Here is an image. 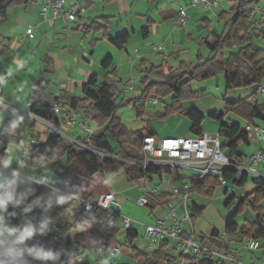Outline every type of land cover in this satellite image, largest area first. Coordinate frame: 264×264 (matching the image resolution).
I'll return each instance as SVG.
<instances>
[{"label":"trees","instance_id":"16d2710c","mask_svg":"<svg viewBox=\"0 0 264 264\" xmlns=\"http://www.w3.org/2000/svg\"><path fill=\"white\" fill-rule=\"evenodd\" d=\"M28 0H0V21L6 19L7 10L11 6L27 3ZM256 0H253L255 2ZM234 4L228 11L232 14L231 19L225 25L221 35L215 33L214 40L204 41L209 49V56L202 62L187 68L178 65L177 68L170 67L167 73L161 68L146 70V76L142 80L143 87L141 94L134 102V108L138 116L145 113L144 104L149 98L153 87L157 86V94L164 97L169 93L172 98L169 104L165 105L170 112L178 110L186 114L190 120L189 133L193 135L203 134L201 124L204 115L196 107L184 108L181 101L189 96H198L199 91L191 89L192 80H203L223 73L226 90L236 88L254 89L264 79V50L254 43V29L251 26L252 10L244 0H233ZM260 34L264 36V28ZM128 39V33L122 32L116 36H109V40L116 46H122ZM230 50L227 58L218 60L217 54L224 50ZM111 62L108 56L103 61L106 68ZM156 76L158 80H149L148 76ZM186 77L185 80L182 78ZM46 81L35 85L34 90L28 97L29 112L47 121L58 123L57 116L53 113V103L68 105L76 110L91 101L87 112H90L91 120L96 128L89 137L81 136L79 139L86 141L97 150L110 154H119L123 158H141V141L146 133L156 135L154 129L146 127L138 130L128 129L116 115L120 101L117 100V88L106 74L102 80L95 74L88 77L82 84L81 92L83 98H76L64 95V102L59 97H54L51 102L45 101L39 95L38 90H43ZM247 97L236 100H225V111L211 110L207 116L220 122L218 134L223 138L221 150H226L232 162L245 157L237 151L241 143H248L245 128L237 123H225L224 117L229 110L248 123L254 121L264 122V100L262 102L249 103ZM32 123L27 113H18L16 116L6 118L0 124V152H5L9 135L18 132L22 127ZM110 139L114 140L118 147L115 150ZM230 148V149H228ZM79 150V152L76 151ZM129 150L134 151L132 154ZM30 156L22 164L28 168V174L22 175V167L13 168L0 181V264H67L80 255V249L75 242L68 239V234L73 227L66 217V211L70 207L72 195L81 197H93L98 189V183L93 177L109 168L114 172L119 169L127 174L128 178L135 181L151 180L154 175L161 176L163 172L173 174L180 178L182 174L177 168L159 165H147L143 167L138 163L127 164L114 158H102L96 153L82 149L67 141L64 137L51 132L45 141L33 144L30 148ZM136 151V152H135ZM66 160L65 165L62 160ZM57 162L52 170L56 174L55 180L36 173L42 163ZM80 171H78V169ZM19 172V173H16ZM224 176L231 179L237 187H243V197L237 198L233 193L227 195L224 206L232 208L224 222V231L236 233L244 238H253L260 242V248L264 249V210L261 202L264 201V179L249 177L246 174L236 171L224 172ZM220 186L217 176L205 175L199 181H193L190 189L198 190L205 194H211L212 190ZM47 194H51L50 200ZM227 194V190H225ZM245 207L256 213L257 219L246 221L239 226L235 220ZM203 212V206L192 202L190 207V221ZM76 227H87V231L94 246L98 250L108 247V239H115L116 233L122 230L118 225V215L109 219L105 212L94 207L85 210L80 207L76 215ZM75 227V226H74ZM13 233L16 236V243L8 246L5 236ZM127 238L137 237L134 229L125 230ZM81 233L76 235L78 241ZM193 234L184 232L187 237ZM219 231L213 229L210 237L218 236ZM170 241L163 239L159 247L149 254L131 247L129 256L133 259H142V264H164V261H174L178 256L165 253L164 248ZM250 252V251H249ZM226 261H215L211 258H203L197 263L191 259L187 264H227ZM89 264V263H82ZM111 264V263H108ZM129 264V263H128ZM131 264V263H130Z\"/></svg>","mask_w":264,"mask_h":264},{"label":"crops","instance_id":"0c3cea01","mask_svg":"<svg viewBox=\"0 0 264 264\" xmlns=\"http://www.w3.org/2000/svg\"><path fill=\"white\" fill-rule=\"evenodd\" d=\"M73 1L68 0V5ZM80 1L85 6V11L81 14L78 25L74 22L66 23L61 18L56 19L53 23H49L40 15L39 6L35 3L36 0H28L25 4L9 7L6 19L0 21V99L4 100L2 102V109L0 110V124L6 118L16 116L18 113H27L32 120L31 124L22 127L18 132L10 134L9 137L22 134L26 138L34 137L43 142L50 134L46 124L41 120L42 118L29 112L28 97L39 82L43 83V81H46L43 90L36 89L42 99L51 102L54 97H59L60 101L64 102L65 94L82 99L84 96L81 92V86L92 74L97 75L101 80L107 74L110 81L117 88L118 97L121 88L122 90L125 89L121 84L128 81L124 79V76L134 72L139 77L138 81L134 77L131 78L134 80L132 88L127 90L137 88L139 91L137 97H139L143 87L142 80L146 76V70L159 67L164 73H167L170 67L177 68L180 63L182 66L190 68L194 64L202 62L210 54L204 41L211 42L214 40L215 33L221 35L224 32L225 25H227L232 16L228 11L234 4L233 0H230L231 4L227 10L217 11L218 7L205 9L201 5L192 6L190 5V0ZM244 1L249 3L246 7L251 10L254 7H264V0H256L255 2L253 0ZM181 4L186 7L188 15L183 26L179 23L177 16V7ZM167 6L171 9L172 13L164 11ZM254 18L256 19L255 21H253ZM251 21L250 28L254 29V33L259 35L261 29L264 28V17L261 13H252ZM32 24H37L38 28L34 33V37L30 39L27 36V31L28 26ZM122 32L128 33V39L122 46H116L109 40V36H116ZM190 45L198 52L196 61L193 62L191 59L179 60L182 57V52L190 51ZM159 46H163V49H158ZM108 50L112 54L120 52L118 60L122 65L128 67L126 71L122 72L119 70V63L114 56L106 55L104 51ZM229 52L230 50L228 49L222 53L219 52L217 59L222 60L227 58ZM108 56L111 58V62L105 68L103 61ZM96 63H100L101 66L99 73H94L91 70V67ZM34 69H37V71ZM57 72L59 73L60 82L58 83L59 79H56L54 82L58 86L55 90H52L50 89L52 80L50 76L46 75L50 74L54 76L53 74ZM36 73L38 74V78H35ZM39 73L42 77L39 76ZM148 79L158 80L156 76L152 75L148 76ZM182 79L185 80L186 77ZM77 90L78 92L75 93ZM124 92H126V89ZM249 92L250 89L246 93L247 96ZM168 96L172 98L173 95L169 93ZM159 97L157 86L153 87L149 98L144 104V108L147 102L150 103L149 99ZM164 97L160 98L164 99ZM242 97H237L236 99ZM128 98L124 99L126 103L134 105L136 98H132L131 96ZM223 98V102H225L227 100L226 96ZM263 100L264 95L248 98L249 103L262 102ZM55 104L61 105V103H53V105ZM90 104L91 101H86L85 105L77 110L78 117L91 119V116H89L90 112H87V107ZM150 104L155 103L151 102ZM181 105L183 106L182 102ZM183 107L187 108L190 106ZM229 112L232 113L231 111ZM232 114L234 116L229 121H223L227 124L237 122L244 128L247 124H250L236 114ZM256 122L261 123L259 121H254L253 123ZM95 128L96 126L93 129ZM64 129L69 130V132L65 131L64 133L71 138L83 136L77 134L72 128L64 127L63 131ZM219 137L222 143L223 139L221 136ZM252 141L256 145L259 144L257 140L248 139V143H241L237 147V151L243 154V156L251 155L257 148H253L250 152H247L244 145L248 147L254 146ZM30 148L31 145L27 140L22 143L9 141L5 152H0V175H5L6 172L11 171L13 168L19 169L22 167V163L29 159ZM223 152L226 155L229 153L226 150H223ZM178 170L182 174L180 178H175L173 174L167 172H163L159 176V180L156 183L160 184L162 193L151 199V203L148 205L151 211L156 207L168 206V203L173 205V201H178L177 205H179L178 196L184 190L185 185L192 187L193 181H198L193 171L184 172V169ZM21 173L27 175L28 168L23 166ZM162 177H164V180ZM229 186L231 189L235 187L234 184L228 185V181L226 185L222 186L224 187L223 197L225 199L231 193L235 196L238 195L233 190L228 193ZM98 190H100L99 186ZM225 190H227V194H225ZM192 202L188 203L189 207H191ZM261 205L264 210V201L261 202ZM252 213L253 216H251L249 221L257 219L256 213L253 211ZM247 219L244 218L240 223L236 222L241 226ZM136 224H139V222H135L132 225V229L138 235ZM185 228L189 230L187 226ZM221 233L219 232L218 236H213L212 247L220 250L236 251L245 264H264V249L260 248V250L248 252L243 247V243L247 238L236 233L227 232L224 235ZM115 238L117 237L115 236ZM171 242L174 244L173 250H175L176 245L173 241ZM147 244L143 239L136 246V249L145 254H149L155 248L157 249L154 246L148 250ZM130 252L131 249L128 247V256ZM132 260L138 261L139 259L131 258Z\"/></svg>","mask_w":264,"mask_h":264},{"label":"built area","instance_id":"2783aa9c","mask_svg":"<svg viewBox=\"0 0 264 264\" xmlns=\"http://www.w3.org/2000/svg\"><path fill=\"white\" fill-rule=\"evenodd\" d=\"M39 6V12L42 18L49 23H53L56 19L61 18L66 23L74 22L76 25L80 23L81 14L85 11V6L80 0H74L68 5V0H36ZM190 5H201L205 9H212L220 5L219 0H190ZM263 7L252 8V13L263 14ZM177 16L179 23L183 26L187 20L186 7L179 5L177 7ZM37 24L28 26L27 36L32 39L37 30ZM158 49H163L159 46ZM132 84H129L125 89H131ZM251 97L253 95H264V84H259L257 87L249 92ZM152 103H157L159 98L149 99ZM53 113L57 116L58 123L50 122L41 119L47 127L49 133L53 132L58 134L69 142L75 144L79 148L87 149L99 155L102 158L110 157L129 164L138 163L143 167L147 165L169 166L177 169H188L195 173L196 180H200L205 175H213L218 177L220 185L224 186L227 183V178L224 172L236 171L243 173L257 179H264L262 171V164H264V152L256 150L248 157H243L236 162H232L231 158L221 150V141L219 134L203 133L201 135H185V136H158L146 133L142 137L141 151L142 157L123 158L115 154L106 153L101 150L92 148L89 144V138L83 141L79 138H71L63 131L64 127L71 128L72 126L79 125L81 129L89 137L90 133L94 130L88 124L89 118L78 119V111L68 105H53ZM245 131L249 140H264V127L261 123H250L245 126ZM66 139V140H67ZM33 144L39 143V139L30 137L26 138L22 134H17L9 137L10 142L22 143L23 141ZM121 169L117 170L120 171ZM116 171V172H117ZM19 173V172H16ZM20 174V173H19ZM23 175V174H22ZM136 186L140 191V196L137 199V204L140 206H148L151 199L162 193L160 184L151 182V180L138 181ZM190 185H185L184 190L178 196L179 202L184 208L183 215L177 213L176 206L168 203V212L166 218H156L154 223L146 224L144 228L143 238L147 239V249L161 241L168 239L173 241L176 248L179 249L178 259L174 261H166L164 264H187L191 259L196 263L203 258H211L217 262L226 261L232 264H245L234 250H220L212 246L204 244L196 239L192 234L187 237L183 235L184 232H190L184 226L185 223L190 221L189 211V195ZM72 205L76 204L77 212L80 207L85 210H91L94 207L102 209L109 219L118 215L121 218V228L125 231L132 229V225L137 222L120 212V205L116 200V194L112 190H105L95 194L93 197H81L72 195ZM70 205V206H72ZM74 210V208H72ZM75 211V210H74ZM76 212V211H75ZM223 235V234H222ZM243 247L246 251H254L259 249L260 241L247 238ZM121 247H113L112 253L120 252ZM253 264V263H246Z\"/></svg>","mask_w":264,"mask_h":264},{"label":"rangeland","instance_id":"374dc122","mask_svg":"<svg viewBox=\"0 0 264 264\" xmlns=\"http://www.w3.org/2000/svg\"><path fill=\"white\" fill-rule=\"evenodd\" d=\"M220 5L218 6L217 11H223L227 10L231 4L230 0H219ZM264 9V7H263ZM164 11L172 13L171 9L167 6ZM264 17V12L262 14ZM256 19L254 18L253 21ZM260 21V20H258ZM256 30V29H255ZM254 33V31H253ZM254 43L262 48L264 50V36L259 33V35L254 33ZM187 46V45H185ZM190 51L182 52L181 53V59L179 60H189L195 62L196 61V55L197 51L190 45ZM106 52V55H112L115 57L116 61H118V68L120 71L124 72L128 69L126 65H122L120 61L118 60L120 56V52L113 54L110 50L104 51ZM228 54V53H226ZM206 56V55H205ZM101 69L100 63H96L93 67H91L92 72L99 73ZM37 71V69H34ZM79 71V70H78ZM60 72V71H58ZM53 74L54 76L47 74L46 76H50L52 82L50 83V89L55 90L57 88V83L54 82L56 79H59L58 83L60 82L59 73ZM132 72V71H131ZM130 72V73H131ZM38 74L36 73V77ZM39 76L42 77V75ZM135 78L136 81H138L137 74L131 73L124 76V79H127L128 81L123 82L121 85L126 87L129 84H132L134 81L131 78ZM137 77V78H136ZM101 80V79H100ZM132 80V81H131ZM262 84H264V79L262 80ZM190 85L192 87V90L199 91L198 96H189L188 98H184L181 102L183 103V106H190V107H196L200 112L203 113L204 119L201 124V128L204 133L208 134H216L219 128L220 122L216 119L210 118L207 116V112L211 110H218L223 111L225 110V102L224 98L226 96L227 99H236L237 97H245L247 96L246 93L249 91V89L245 88H236L231 90H226L225 84H224V76L222 73H218L217 75L213 77H209L206 79L201 80H192L190 82ZM137 87V86H136ZM125 90V89H124ZM120 90L119 95L117 97V100L120 101V106L117 108L116 115L119 117L120 121L123 123L124 126H126L128 129L131 130H138L143 127L152 128L155 130V133L162 137V136H185L189 135V127L191 125L189 118L186 116L185 113L180 112L178 110L169 111L166 110L165 105L169 104L171 101V98L167 95L164 97V99H161L159 97V101L156 104H150L146 103V111L144 115L138 116L136 113V110L134 108V105L132 103H126V98L128 97H134L136 98L139 95V91L137 88H134V90ZM252 91V89H250ZM78 90L75 92L77 93ZM245 95V96H244ZM252 97H256V95H253ZM251 97V98H252ZM129 99V98H128ZM186 100V101H185ZM4 100L0 99V110L2 109V102ZM131 104V105H130ZM1 113V112H0ZM234 115L230 113L229 111L226 112L224 121H229L231 117ZM79 119V117H78ZM88 124L90 125L91 129L96 126L95 122L91 119H88ZM261 125L264 127V122H261ZM77 134L80 135H86V133L81 129L79 125H75L71 127ZM70 129V128H69ZM69 132L68 129H64V132ZM67 139V138H66ZM223 139V138H222ZM68 141V139H67ZM110 143L112 147L117 150L118 147L115 141L110 139ZM254 146L246 147V151L250 152L253 148H260L264 152V140H259V144L256 145L254 141H252ZM230 149V148H228ZM256 149V150H257ZM259 150V149H258ZM77 152H79L78 149H76ZM132 154L134 151L129 150ZM136 152V151H135ZM255 152V151H254ZM253 152V153H254ZM117 156H120L119 154H115ZM250 156V155H248ZM245 156V157H248ZM121 157V156H120ZM20 160V159H19ZM57 162H45L42 163L37 169H35V174L40 173L50 180L56 179V174L52 170V167ZM66 160H62V164L65 165ZM129 164V163H127ZM11 165V164H10ZM25 165H22V168ZM262 166V171L264 173V164ZM25 168V167H24ZM78 171H80L79 168H77ZM184 172H189L188 169H184ZM8 173V172H7ZM8 176V174H5L3 176L0 175V181L5 177ZM251 177V176H249ZM164 180V177H162ZM93 180H95L98 183L99 189L96 190L95 194L99 193L101 190H107L111 189L116 194V200L120 205V212L122 215H125L133 220H136L139 222V224H136V228L138 230V235L136 238L132 239L130 241L124 230L122 229L120 233H116L115 239H108V247L103 250H98L96 246H94V243L92 239L90 238V235L87 231V227H76V224L80 221H76V215H77V209L76 204L72 205V200H70V206L68 210L66 211V217L69 222L73 223V227H71L68 239L75 242L76 245L80 249V255H78L76 258L69 261L67 264H82V263H89V264H142L143 260L140 258L137 260H132L128 256V247L131 249V247H136L139 245L143 239L148 243L147 239L143 238L144 228L146 224H151L155 222L156 218H165L167 217L168 212V206L164 207H156L153 211L150 210L148 206H140L137 204V199L140 196V191L138 190L136 183H139L138 180H131L128 178L127 174L121 169L120 171H110L109 168H105V171L102 173H98L93 177ZM159 176L154 175V177L151 179V182H158ZM228 185L233 184L231 179H228ZM233 190L236 194H238L236 197L240 198L243 197L242 192L245 190L243 187H231L228 188V193ZM223 191L224 187L222 186H216L211 194H205L198 190H193V192L189 195V203L192 201L197 202L198 205L203 206V212L200 215H197L194 217L191 221H188L184 224V226H187V228L193 230V236L196 239H200L201 242L206 243L209 246H213L214 239L213 237H210V233L213 229H217L221 234H226L227 231H224V222L226 218L228 217L229 213L232 211V208H226L224 206L225 198L223 197ZM102 192V191H101ZM94 194V195H95ZM48 198L50 200L53 199L51 194H47ZM173 204L177 208V213L179 215H183L184 208L181 205V203L178 204V201H173ZM74 208V210H72ZM190 211V207H189ZM190 213V212H189ZM251 216H253L252 210L248 207H245L244 211L236 216V221L238 223L242 222L244 218H248L249 221ZM118 225L121 226V218L119 217ZM79 233V239L76 240V235ZM199 240V241H200ZM5 242L8 246L14 245L16 243V236L11 233L7 234L5 236ZM131 242V243H130ZM161 241H157V243L154 245L156 247H159V243ZM121 247L120 252L118 253H112L111 249L113 247ZM174 244L170 241L167 246L164 248L165 253H168L170 255L178 256L179 249L173 250ZM258 250V249H257ZM260 250V249H259ZM249 252V251H248ZM166 262V261H164Z\"/></svg>","mask_w":264,"mask_h":264}]
</instances>
